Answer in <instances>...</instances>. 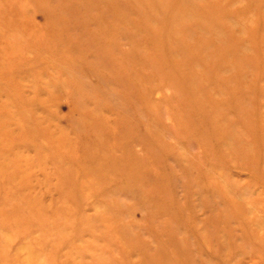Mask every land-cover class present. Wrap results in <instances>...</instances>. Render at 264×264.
Segmentation results:
<instances>
[{
    "label": "rangeland",
    "instance_id": "1",
    "mask_svg": "<svg viewBox=\"0 0 264 264\" xmlns=\"http://www.w3.org/2000/svg\"><path fill=\"white\" fill-rule=\"evenodd\" d=\"M7 36L0 264L264 260V0H0Z\"/></svg>",
    "mask_w": 264,
    "mask_h": 264
},
{
    "label": "bare ground",
    "instance_id": "2",
    "mask_svg": "<svg viewBox=\"0 0 264 264\" xmlns=\"http://www.w3.org/2000/svg\"><path fill=\"white\" fill-rule=\"evenodd\" d=\"M31 25V24H30ZM235 30V29H234ZM1 44H3V45H1L0 46V60H7L10 56H12V55H14L15 54V52H16V47H17V42H15V41H12L8 36L5 38H3V40L1 41ZM17 85H21L22 87H21V89L22 90H26V89H31L32 87H28L27 85H25V84H17ZM5 94H7L6 93V91H0V99H1V96H4ZM20 101H21V103H24V100H23V97H21L20 98ZM1 100H0V104H1ZM23 106V105H22ZM9 107H7V106H4L1 110H0V112H4L5 111V113H6V115L7 116H0V144H1V141L3 140V134L5 133V129L6 128H8L9 127V125H11V124H16V118H15V114L13 113V111L9 108ZM30 111H33V110H30ZM179 111V110H178ZM31 113V115H33V118L35 119V121H34V123H35V126H37V127H39V128H41V126L43 125L42 123L43 122H45L46 121V119L45 120H43L42 122H40L39 121V116H38V113L34 110L33 112H30ZM35 115V116H34ZM16 127H18L19 128V131L20 132H22V130H23V128H21V126H19V125H17ZM56 130L57 129H59V131H63L64 130V126H55L54 127ZM53 128V129H54ZM56 138V139H55ZM54 138V142H56L55 144L57 145V147L58 146H61L62 147V149H63V153H59V155L60 156H63V154H67V151H68V148H69V143L68 142H66L67 140H63L61 137H55ZM1 149H0V156H1ZM11 152H9V154H10ZM263 162H264V159H263ZM58 164H59V166H60V162H57ZM8 164V163H7ZM3 167V166H2ZM261 175L259 176V183L260 182H262V183H264V177L262 176L261 178ZM261 180V181H260ZM258 200L260 203H261V205H263V207H262V212H263V217H264V190L262 191V192H260V191H258L257 193H256V196L254 197V198H252V201L253 200ZM233 202H235V203H237V204H239V206L241 205V203H243V200H242V197H237V198H234L233 200H232ZM35 204H37V203H35ZM244 205V204H243ZM32 209H34L35 208V206H33V207H31ZM240 208H243V206L241 207L240 206ZM31 215V214H30ZM262 217V218H263ZM19 218V217H18ZM28 218V217H27ZM102 220H103V218H102ZM251 222H248V223H245V224H243L242 225V227H241V230L244 232V233H246V235H248L247 234V230L248 229H251L252 228V225L254 224V223H256V222H258V223H261L260 225H262L261 226V228H262V233L261 234H259L258 235V241L259 242H261L262 244H263V239H264V220H262L261 219V217L259 218V217H256V216H253L251 219ZM99 222H100V220H99ZM101 223V222H100ZM101 225V224H100ZM111 225H113V223H110L109 225H107V223H102V226L101 227H103V229L105 230V229H108L109 228V226H111ZM112 227V226H111ZM253 240V239H252ZM111 244V243H110ZM262 247V245L260 246V248ZM253 252H255L256 254L255 255H259V256H261V254H263L264 253V246L262 247V249L260 250V251H255V250H253ZM156 257H158V256H156ZM262 257V256H261ZM262 258H260V261L259 262H257V260L256 261H252V260H250V261H252V264H258V263H263L262 261H264L263 259L261 260ZM156 260H158V259H156ZM159 261H160V258H159ZM152 264H157V263H152ZM264 264V263H263Z\"/></svg>",
    "mask_w": 264,
    "mask_h": 264
}]
</instances>
